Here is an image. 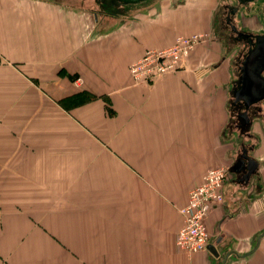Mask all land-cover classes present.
<instances>
[{
    "label": "crops",
    "instance_id": "0c3cea01",
    "mask_svg": "<svg viewBox=\"0 0 264 264\" xmlns=\"http://www.w3.org/2000/svg\"><path fill=\"white\" fill-rule=\"evenodd\" d=\"M226 5L0 0V264H264V164L248 151L257 171L236 169ZM201 31L177 71L134 82L145 50ZM218 166L208 247L185 253L180 209Z\"/></svg>",
    "mask_w": 264,
    "mask_h": 264
},
{
    "label": "built area",
    "instance_id": "2783aa9c",
    "mask_svg": "<svg viewBox=\"0 0 264 264\" xmlns=\"http://www.w3.org/2000/svg\"><path fill=\"white\" fill-rule=\"evenodd\" d=\"M209 38L208 31L182 34L169 46L145 50L129 65L134 82L150 83L177 71L191 52ZM228 176L227 166L211 168L203 180L190 190L187 204L180 209L183 226L178 231L176 244L181 251L191 254L208 247L210 234L205 219L213 205L224 202V185Z\"/></svg>",
    "mask_w": 264,
    "mask_h": 264
},
{
    "label": "rangeland",
    "instance_id": "374dc122",
    "mask_svg": "<svg viewBox=\"0 0 264 264\" xmlns=\"http://www.w3.org/2000/svg\"><path fill=\"white\" fill-rule=\"evenodd\" d=\"M227 5H238L239 10L236 14H232L233 19L236 20L239 27L246 31L251 32L253 34H261L264 33V0H246L243 4L240 5L238 0H225ZM226 5V6H227ZM226 6L221 7V23L225 26L224 17L227 12ZM226 28L230 30V27L226 25ZM249 49L247 39L240 38L238 40L237 46L232 51V60L235 65L234 69V80L237 81V85L235 88L239 87L240 79H241V69L240 64L244 60L247 55V51ZM233 97V95H232ZM231 104L233 106L231 113L233 114V121L231 122V127L234 129L237 126L239 130H234L235 133L239 134L238 143L240 145V149L243 146H247L250 154L260 161V163L264 164V110L263 113L258 114L252 126L245 124L244 119L238 116V112L242 109H245L243 102L234 103L233 98H231ZM262 106L264 108V101L262 102ZM251 134V136L248 135ZM254 144L253 148H250ZM241 155V151L239 152ZM240 158V156H239ZM247 187V186H246ZM256 195H264V184L261 183L258 189H256Z\"/></svg>",
    "mask_w": 264,
    "mask_h": 264
},
{
    "label": "water",
    "instance_id": "95a60500",
    "mask_svg": "<svg viewBox=\"0 0 264 264\" xmlns=\"http://www.w3.org/2000/svg\"><path fill=\"white\" fill-rule=\"evenodd\" d=\"M122 2H140L143 0H120ZM233 12L236 8L232 9ZM231 17H227V22L230 24L232 30L237 32L238 36L243 35V33L237 29V27L232 24ZM241 85L239 89L235 92V102H244L246 105H252L264 99V33L255 35V42L248 49V53L245 59L242 61L241 65ZM241 117L245 118L248 123V114L243 112ZM247 159L248 171L244 175V179L247 181L255 173L259 167V162L248 155H244ZM244 160H239L236 169L244 167ZM264 233V232H263ZM263 233L260 235L262 236ZM217 254V251H214ZM226 259V257H225ZM224 259V262H225Z\"/></svg>",
    "mask_w": 264,
    "mask_h": 264
},
{
    "label": "flooded vegetation",
    "instance_id": "af4514ba",
    "mask_svg": "<svg viewBox=\"0 0 264 264\" xmlns=\"http://www.w3.org/2000/svg\"><path fill=\"white\" fill-rule=\"evenodd\" d=\"M238 1H239L240 5H241V4H243L246 0H238ZM233 8H236V11H235V12L232 11ZM238 10H239V6H238V5L232 6L231 9H230V12H229L228 15H227V17H228V16L231 17L230 20H231L232 24H234L235 26H236V24H235V21H234V19H233L232 14H233V15L236 14V13L238 12ZM229 25H230V24H229ZM241 32L243 33V35H241V36H239V37H240V38H244V37H245V38L247 39V41H248V45H249V48H250V46H252V45L254 44V42H255V35H256V34H253V33H251V32H245V31H241ZM240 65H242V64H240ZM240 69H241V68H240ZM241 74H242V72H241ZM263 101H264V99H262L261 101H259V102H257V103H254V104H252V105H246V104L242 101L243 104H244L245 109H242L241 111H239V112H238V116H239L240 118H243V117H241V114H242L243 112H246V113L248 114V123H247L246 119L243 118L244 121H245V122H244L245 124L252 126L253 122H254L255 119H256L255 116L258 117V114L263 113V110H264V108H263V106H262V102H263ZM249 134H250V133H249ZM249 134H248V135H249ZM250 136H251V134H250ZM254 146H255V145L252 144V145L249 146V147H250V148H253ZM248 151H249V149H248L247 147L242 148L241 156H240V158H239L240 160L243 159L244 162H246V163H247V159L244 158V155H248V156H249Z\"/></svg>",
    "mask_w": 264,
    "mask_h": 264
},
{
    "label": "bare ground",
    "instance_id": "6f19581e",
    "mask_svg": "<svg viewBox=\"0 0 264 264\" xmlns=\"http://www.w3.org/2000/svg\"><path fill=\"white\" fill-rule=\"evenodd\" d=\"M247 53H248V51H247Z\"/></svg>",
    "mask_w": 264,
    "mask_h": 264
}]
</instances>
